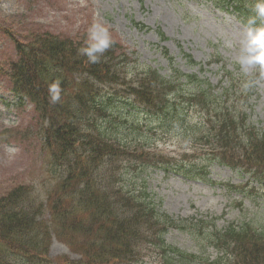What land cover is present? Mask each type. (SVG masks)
Returning a JSON list of instances; mask_svg holds the SVG:
<instances>
[{
    "label": "trees",
    "instance_id": "16d2710c",
    "mask_svg": "<svg viewBox=\"0 0 264 264\" xmlns=\"http://www.w3.org/2000/svg\"><path fill=\"white\" fill-rule=\"evenodd\" d=\"M216 2L221 9L243 14L250 24L255 19L251 26L264 27L258 0ZM27 34L24 41L12 38L17 59L6 76L19 100L33 105L38 120L34 139L47 156L49 174L60 180L47 194L48 222L38 220L44 210L34 187L18 185L0 194V264H138L152 251L158 254L157 264L199 261L165 243L167 230L181 228L179 223L160 213L149 195H135L124 183L131 165L159 166L161 157L154 151L141 153L142 147L127 142L105 119L115 103H132L159 122L175 121L191 157L239 169L261 184L264 132L250 125L241 109L247 103L245 91L252 88L245 77L227 73L228 86L214 94L195 75L178 74L172 81L153 70H138L114 40L99 62L90 64L80 54L86 35H55L43 29ZM56 80L62 92L59 103L52 104L49 85ZM238 88L242 90L233 97ZM192 110L197 117L189 114ZM164 167L196 178L188 167ZM238 189L248 192L247 185ZM51 235L80 259L51 261ZM208 238L221 253L212 264H264V228L242 223L213 231Z\"/></svg>",
    "mask_w": 264,
    "mask_h": 264
},
{
    "label": "rangeland",
    "instance_id": "374dc122",
    "mask_svg": "<svg viewBox=\"0 0 264 264\" xmlns=\"http://www.w3.org/2000/svg\"><path fill=\"white\" fill-rule=\"evenodd\" d=\"M94 22L108 29L111 39L121 44L136 68L154 69L165 78L175 71L196 75L216 89L227 84V71L255 79L249 119L264 131V66L242 67L240 63L241 56L251 55L245 51L250 29L234 14L216 10L207 0H0L1 70L15 56L7 34L23 39L28 32L43 29L57 35H88ZM114 107V116L107 120L112 127L127 133L130 130V140L141 138L140 144H154L168 165L184 161L203 179L190 180L156 167H145L132 175V188H145L156 209L172 216L182 227L166 232L168 245L200 260L213 261L218 252L207 245L206 226L221 230L230 224L239 226L252 221L255 226L264 227L263 192L253 193L256 196L250 198L226 188L248 182V176L216 162L191 160L177 124L175 130L167 133L155 120L136 116L128 105ZM35 126L32 105L26 100L21 103L10 91L7 79L0 76V194L23 184L43 190L42 182L50 178L40 146L31 136ZM53 183L50 181L45 187ZM43 221L48 222L46 211ZM200 221L207 224L201 225ZM48 255L51 259L78 258L54 237ZM142 257L140 264L159 261L157 254L144 253Z\"/></svg>",
    "mask_w": 264,
    "mask_h": 264
},
{
    "label": "clouds",
    "instance_id": "9594fccd",
    "mask_svg": "<svg viewBox=\"0 0 264 264\" xmlns=\"http://www.w3.org/2000/svg\"><path fill=\"white\" fill-rule=\"evenodd\" d=\"M257 14L264 19V0H258L256 5ZM255 24V19L251 21ZM248 43L245 51L251 55L240 57L242 67L255 64L264 66V27L252 28L247 33ZM112 46V39L108 29L99 22L89 26L85 46L80 49V54L87 58L90 64L98 63L100 57ZM61 82L56 80L49 85V99L52 104H57L61 98Z\"/></svg>",
    "mask_w": 264,
    "mask_h": 264
}]
</instances>
